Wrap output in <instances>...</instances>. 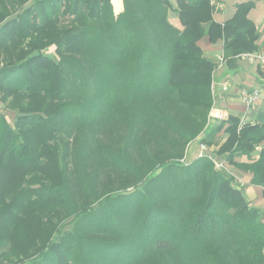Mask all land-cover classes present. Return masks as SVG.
Wrapping results in <instances>:
<instances>
[{
    "label": "trees",
    "instance_id": "1",
    "mask_svg": "<svg viewBox=\"0 0 264 264\" xmlns=\"http://www.w3.org/2000/svg\"><path fill=\"white\" fill-rule=\"evenodd\" d=\"M175 3L0 0V264H264V211L210 158L179 163L225 133L264 196V125L206 127L199 46L257 51L253 4L217 23L211 0Z\"/></svg>",
    "mask_w": 264,
    "mask_h": 264
},
{
    "label": "crops",
    "instance_id": "2",
    "mask_svg": "<svg viewBox=\"0 0 264 264\" xmlns=\"http://www.w3.org/2000/svg\"><path fill=\"white\" fill-rule=\"evenodd\" d=\"M170 1L172 7L175 8V0ZM216 1L223 4L222 10L215 9L213 3ZM247 2H252L253 4L252 9L248 13V19L255 27L258 50L264 51V0H211V4L214 6L213 20L217 23H223L232 16L236 9V5ZM111 4L115 15L123 11L122 0H118L117 6L113 5L112 0ZM170 20L174 25H179L176 15ZM199 46L203 54L214 62L223 54L221 41L210 44L207 37H204L200 40ZM214 80L219 83H228L227 91H219V97L216 103V108L221 110L224 114L223 121L229 116H236L239 119L244 116L249 124L264 125V67L248 64L244 60L236 57L235 60L230 63H227L226 60L224 66L215 72ZM253 89L261 91V98L256 102V107L254 109H247L245 105L241 103L239 95L242 90L251 91ZM226 138L227 135L221 133L216 139V144L208 146L209 152L214 155L216 162L223 163L228 172L234 174L243 181L244 184L240 188L243 190L247 201H249L251 205L264 211L263 190L262 187L250 183L252 174L232 164H228L224 157L225 155L217 154L219 146ZM199 143V138H197L189 144L188 158H195ZM256 150V152H258L260 148ZM255 159H257V153L253 155V160ZM235 162L237 164H249L251 161L248 160L246 156L240 155L235 158Z\"/></svg>",
    "mask_w": 264,
    "mask_h": 264
},
{
    "label": "built area",
    "instance_id": "3",
    "mask_svg": "<svg viewBox=\"0 0 264 264\" xmlns=\"http://www.w3.org/2000/svg\"><path fill=\"white\" fill-rule=\"evenodd\" d=\"M213 5L215 6L216 10H222L223 9V4H221L220 2H214ZM239 59L244 60L245 62H247L248 64L251 65H259L260 67H264V51L261 50H257V51H253V52H247V53H242L240 55L237 56ZM226 62V58L224 57V54H221L215 62V67L214 70L212 72V83H211V94H212V106L211 109L208 113L207 116V121H206V127H210L214 124H216L217 122L223 121L224 120V114L221 110L216 108V103H217V99L219 97V91L220 92H225L228 89V83L227 82H223V83H219V82H215L214 80V74L215 72H217L218 70H220L224 64ZM240 101L242 104L245 105V107L247 109H254L256 107V102L261 98V91L258 89H253L251 91L248 90H242L240 92L239 95ZM239 125H245L247 124V120L245 119V117H241L239 119ZM189 146V145H188ZM188 147H187V153L183 156L182 159L179 160V163L186 165L187 161H188ZM208 157L212 160L214 167L216 170L219 171H224L226 174H228L230 177L233 178V184L236 187H241L243 186V181L238 178L237 176H235L234 174L228 172L225 169V166L223 165V163H218L215 160V157L212 153L209 152L208 150V146L205 144H202L201 142L198 144V148H197V153L195 157Z\"/></svg>",
    "mask_w": 264,
    "mask_h": 264
},
{
    "label": "rangeland",
    "instance_id": "4",
    "mask_svg": "<svg viewBox=\"0 0 264 264\" xmlns=\"http://www.w3.org/2000/svg\"><path fill=\"white\" fill-rule=\"evenodd\" d=\"M112 2H113V0H112ZM114 2H115V5H114V4H113V5H114V6H117V5H118V0H114ZM5 112H6V114H7V120L11 122V120H12L14 114L11 113L10 111H5ZM192 142H193V141H192Z\"/></svg>",
    "mask_w": 264,
    "mask_h": 264
}]
</instances>
